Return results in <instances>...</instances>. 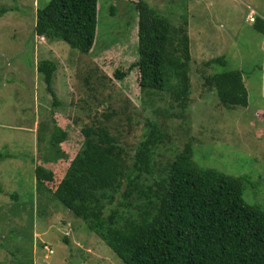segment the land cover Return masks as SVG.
I'll list each match as a JSON object with an SVG mask.
<instances>
[{
	"label": "rangeland",
	"instance_id": "obj_1",
	"mask_svg": "<svg viewBox=\"0 0 264 264\" xmlns=\"http://www.w3.org/2000/svg\"><path fill=\"white\" fill-rule=\"evenodd\" d=\"M47 1L0 0V7L8 8L0 16V185L5 188L0 191V264H125L50 191L84 143L86 126L101 124L118 134L130 155L142 138L147 113L141 106L139 71L131 70L123 80L114 75L138 55V0H98L95 50L89 53L34 33L38 6ZM146 1L175 25L184 24L186 14L191 44L186 125L196 141L194 161L250 175L256 184L246 182L244 196L264 206V33L255 27L259 17L264 19V0ZM219 57L225 65L209 62ZM43 59L57 66L52 81L56 99L37 69ZM224 68L242 71L246 106L226 107L205 92L204 76ZM180 121L162 124L171 137L158 148L157 159L183 152ZM54 127L68 135L61 143L66 157L44 164L42 147ZM39 164L50 168L54 179L38 184ZM11 192L19 198L12 199ZM45 244L54 249L49 257Z\"/></svg>",
	"mask_w": 264,
	"mask_h": 264
},
{
	"label": "trees",
	"instance_id": "obj_2",
	"mask_svg": "<svg viewBox=\"0 0 264 264\" xmlns=\"http://www.w3.org/2000/svg\"><path fill=\"white\" fill-rule=\"evenodd\" d=\"M135 5L138 55L127 70L118 69L114 75L123 80L131 70L139 71L141 106L147 113L142 138L130 155L118 134L101 124L86 126L84 143L51 195L83 219L125 264H264V206L244 196L246 182L256 183L248 174L228 173L193 159L196 141L186 125L191 90L186 14L184 24L175 25L146 0ZM98 7V0H48L38 6L34 33L49 41H66L83 53L92 52ZM6 11L7 7H0V16ZM257 20L255 27L264 33V19ZM213 61L226 64L223 57L209 62ZM56 68L50 59L37 64L55 99ZM204 78L205 92L224 106L248 104L240 69L224 68ZM159 100L162 105L157 104ZM176 119L184 123V150L175 158L157 159L158 148L171 137L162 124ZM67 136L54 127L40 162L56 164L66 157L61 143ZM35 171L38 184L54 179V172L43 164ZM4 189L0 185V191ZM11 194L12 199L19 198Z\"/></svg>",
	"mask_w": 264,
	"mask_h": 264
},
{
	"label": "clouds",
	"instance_id": "obj_3",
	"mask_svg": "<svg viewBox=\"0 0 264 264\" xmlns=\"http://www.w3.org/2000/svg\"><path fill=\"white\" fill-rule=\"evenodd\" d=\"M45 249L47 251L46 256L49 257L50 254L54 253V249L52 247H50L49 245L45 244Z\"/></svg>",
	"mask_w": 264,
	"mask_h": 264
}]
</instances>
